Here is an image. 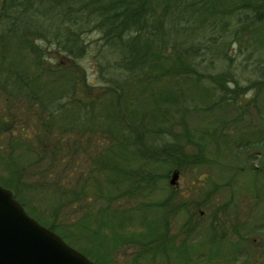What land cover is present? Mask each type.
I'll list each match as a JSON object with an SVG mask.
<instances>
[{
  "label": "rangeland",
  "instance_id": "rangeland-1",
  "mask_svg": "<svg viewBox=\"0 0 264 264\" xmlns=\"http://www.w3.org/2000/svg\"><path fill=\"white\" fill-rule=\"evenodd\" d=\"M235 28V20H230L225 35L218 42H212L200 51L206 57L199 70L204 80H207L208 72L216 73L225 69L230 70L242 86L249 79L258 77L259 73L251 72L249 66L255 61L264 63V38L258 43V35L253 33V29H258L260 36L264 35V22H254L246 32L241 28L236 31ZM250 34L257 40L249 37ZM86 39L89 40L88 51L76 60V64L53 47L46 50V62L53 59L61 61L66 65L67 72L77 78V101L72 97L70 102L67 101L63 108L55 113L54 118L50 117L47 110H41L38 105H31L15 94L7 97L8 91L0 87V116L3 114L4 119H14L12 130H0V183L4 184L2 181H6L15 192L16 198L24 203L25 210L43 222H50V214L53 215V210L56 209V218L62 223L61 226L72 227L71 229L78 233V238L72 240L77 249L80 246L92 256L102 254L104 259L106 257L105 264H130L128 258L141 252L137 250L136 245L151 238L156 230L161 231L164 226L160 227V211L154 206L123 213V219L120 217L119 221L115 216L108 219L102 214L105 200L97 195V187L91 182V168L97 165L96 160L101 156H108L111 151L119 154L121 152L123 158L119 159L120 163L126 161L125 158L129 154L128 150L114 144V140L121 137L124 129L118 128L113 111L103 103L104 101L99 105L91 104L95 96L103 98L105 92H102L108 75L106 71V75L102 74V67L98 63L102 60L99 52L102 45L98 33L89 32ZM209 58H212V62L206 65L205 62ZM21 63H26L25 59ZM2 78L0 74V80ZM116 78L123 81L120 76ZM39 79V96L47 95L50 98L62 94L63 96L56 100L66 99L70 85L66 76L58 75V78L53 77L52 80L45 81V76L41 75ZM159 93V109L153 110L148 117L152 118L148 121V127L153 131L158 126L166 127L175 122L178 125L173 128L180 130L178 122L183 119V123L185 122L193 133L194 141L203 144L204 161L179 171L176 179L184 197L193 202L195 198L202 199L205 193L214 195L213 201L210 200L205 206L194 210L198 213V218H195L194 223L197 221V224L193 228L192 236L187 239L185 254L190 258L188 263L264 264V139L259 140L264 136V81L253 92L245 91L237 97L240 105L238 109L229 107L222 101L216 102L211 109L203 110L204 105L213 104L219 95L217 90L209 86L207 90H202L199 84L195 87L179 77L165 88H161ZM107 95L108 93L105 97ZM49 98L47 97L48 100ZM146 106L148 102L145 96L128 92L121 96L118 105L119 111L126 116L135 114ZM164 107L168 111L161 112ZM92 113L95 115L94 123L89 121ZM45 120L50 121L52 126V134L48 139L39 131V123ZM38 132L40 136L36 137ZM152 133L147 138L149 141L162 142L163 138L167 137L158 136L157 131ZM19 135L33 145L32 147L39 139L47 141V145L55 153L48 147L49 158L41 157L43 154L37 151L39 148H25L21 144L23 142L11 143V140L19 139ZM53 154L55 162L51 161ZM7 161L21 167L18 180L11 179L14 174H10L4 165ZM122 164L124 166L126 162ZM158 171L162 169L158 168ZM170 173L171 170L167 177L156 180V187L151 190L146 200L155 202L167 196L172 189L168 183ZM44 182L51 188L41 187ZM118 182L115 188L108 183L111 187L110 193L118 188L124 189L122 180ZM99 184H103L101 191L106 194L105 180L102 179ZM59 186L62 190L66 187L67 192L60 193L57 190ZM180 196L181 194L178 197ZM127 204H134V201L119 198L113 202L114 206ZM215 205H222L224 208L219 206L218 217L213 219ZM143 214L145 220L144 216H141ZM88 216L93 219H107V223L110 222L112 239H103L99 235L93 237L83 230L81 227L86 224ZM183 218L184 214L179 213L178 224ZM218 220L222 223L216 228V232H213L210 224ZM73 221H80L78 228L76 224H72ZM100 224L102 223L91 222L98 232L102 231L104 225ZM176 228L174 224L170 229L171 233H174ZM59 230L64 229L60 227ZM222 231L225 232V238L220 242ZM128 241L131 243L127 244ZM164 243V260L159 261L157 252L155 256H150L151 253L147 251V254L139 256V264H183L175 260L177 252L173 251L174 246L181 244L180 238Z\"/></svg>",
  "mask_w": 264,
  "mask_h": 264
},
{
  "label": "trees",
  "instance_id": "trees-1",
  "mask_svg": "<svg viewBox=\"0 0 264 264\" xmlns=\"http://www.w3.org/2000/svg\"><path fill=\"white\" fill-rule=\"evenodd\" d=\"M230 20H235L236 31L241 28L243 32L254 25V22H264V0H0V67L2 68L0 74L3 77L0 80L2 83L0 87L8 91L7 97L15 94L31 105H38L41 110H47L50 117L54 118L55 113L62 109L67 101L70 102L72 97L75 102L77 101V78L67 72L66 65L61 61L53 59L46 62V50L53 47L76 64V60L88 51L89 40L86 39L88 33L96 31L102 45L99 49L102 60L98 63L102 67V74L106 71L108 77L102 92V94L105 92L104 99L99 95L95 96L91 104L99 105L104 101L103 103L113 111V117L118 121V128L124 129L121 137L114 140V144L122 146V149L128 150L129 154L124 161L126 165L123 166L124 162H119V159L123 158L121 152L120 154L113 152L110 148L111 152L108 156H101L96 160L97 165L91 168V182L97 187V195L105 200L102 214L107 218L115 216L118 220L120 217L123 219V213L131 210L141 211L150 206L159 209L163 214L168 210L188 208L189 202L192 201L184 196L177 198L173 190H170L162 200L153 202L146 199L156 187V180L167 177L170 170L183 171L204 161L203 144L194 141L193 133L187 124L183 123V119L178 122L181 126L180 130L174 129L173 127L178 124L171 122L166 127L158 126L152 131L148 127V121L152 118L148 117L153 110L159 109L157 107L159 90L178 77L194 84L195 87L199 84L202 90H207L208 86L217 90L219 95L213 104L204 105L203 110L211 109L216 102L222 101H225L229 107L238 109L240 105L237 97L245 91L253 92L261 85L264 81V63L261 61L250 64L251 72L259 75L249 79L243 86L228 69L216 73L208 72L207 80L203 79L199 71L200 65L206 61V57L200 51L203 47L207 48L210 43L218 42L225 35ZM253 33L258 35V43L264 38V35H259L258 29L254 28ZM252 35L250 34L249 37L257 40ZM24 59L26 63L23 64L21 61ZM211 62L212 58H209L205 64ZM41 75L45 76V81L52 80L53 77L58 78V75L66 76L70 83L66 99L56 100V98L60 99L62 94L50 98L47 95L39 96L37 90L41 83L39 79ZM117 76L122 77L123 81L116 78ZM166 82L168 84H165ZM85 83L88 84L86 80ZM125 92L145 96L148 106L135 114L123 115L118 105ZM106 93L108 95L105 97ZM165 107L161 112L168 111ZM122 111L124 113V109ZM13 120L11 117L4 119L2 114L0 130H12ZM94 120L95 115L92 113L89 121L94 123ZM39 125L42 136L48 139L52 134L51 122L45 120ZM155 131L158 136L167 135V137L163 138L162 142L149 141L147 139L149 134L152 132L154 134ZM39 136L38 132L36 137ZM263 137L259 140L262 141ZM18 138L15 141L11 140V143L23 142L21 144L25 148H39L37 151L42 152L41 157L49 158L48 149L51 147L47 145V141L39 139L32 147L33 145L23 140L21 135ZM50 150L55 153L52 148ZM54 160L53 154L51 161ZM4 165L7 166L10 174H14L11 179L18 180L21 167L14 166L8 161ZM158 168L162 171H158ZM102 179L105 180L106 194L101 191L103 184H99ZM118 180H122L124 189L118 188L110 193L111 187L108 183L115 188L119 184ZM2 182L3 185L10 186L6 181ZM43 184L41 187L51 188L48 183ZM63 188L62 190L59 186L57 190L64 194L68 189ZM13 194L16 197L14 191ZM204 195L202 199H193L194 210L214 200V195L209 193ZM119 198L133 200L134 204L114 206L113 202ZM22 204L24 205L23 202ZM219 206L222 207V205L213 207V219L218 217ZM55 210L53 215L50 214V222L46 223L37 216L34 217L59 233L69 244L76 245L72 240L78 238V233H75L72 227L61 226L62 223L57 221ZM141 216L146 219L144 214ZM98 217L93 219L92 216H88L85 220L86 224H81L83 225L81 228L93 237L99 235L103 239L110 238V222L107 223V219ZM194 217L197 220L198 213H194ZM94 221L97 224L101 222L100 225L104 223L101 232L91 225ZM73 222L72 224H76L78 228L80 221ZM221 223L222 221L219 220L212 221L210 224L212 231L216 232V228ZM196 224L194 223V227ZM60 227L64 230L60 231ZM166 230L164 226V229L156 230L151 238L140 243L141 252L137 257L143 253L147 254V251L151 253L150 256H155V244L159 237H162V241L167 240ZM212 234L216 235V233ZM224 235L225 232L222 231L220 242L225 238ZM78 248L86 255H90L89 258L92 260L105 264L106 257L104 256V259L102 254L92 256L88 250H83L80 246ZM139 263V260L133 262V264Z\"/></svg>",
  "mask_w": 264,
  "mask_h": 264
},
{
  "label": "water",
  "instance_id": "water-1",
  "mask_svg": "<svg viewBox=\"0 0 264 264\" xmlns=\"http://www.w3.org/2000/svg\"><path fill=\"white\" fill-rule=\"evenodd\" d=\"M179 175L172 169L169 182ZM0 264H99L30 215L0 183Z\"/></svg>",
  "mask_w": 264,
  "mask_h": 264
},
{
  "label": "flooded vegetation",
  "instance_id": "flooded-vegetation-1",
  "mask_svg": "<svg viewBox=\"0 0 264 264\" xmlns=\"http://www.w3.org/2000/svg\"><path fill=\"white\" fill-rule=\"evenodd\" d=\"M168 183L170 184V187L172 188L171 190H173L174 195L176 197L179 196V194H181V196H184L181 187L179 186L178 182L175 180L174 183H170L169 182V177H168ZM192 202H189L188 204V208H184L181 207L179 209H175L173 210H168L165 212V214H163L162 212L158 215L160 216L159 220V224L160 227L165 226L166 227V231L168 232L166 234V241L169 240H173V239H179L181 241V244H177L176 246H174L173 251L177 252V256H175V260L182 262L183 264H189V260L190 258H188L187 254V239L192 236L191 234L193 233V228H194V222H195V217H194V209L192 207ZM179 213H183L184 214V218L182 220H180V223L178 224V220H177V216L179 215ZM177 227L176 230L174 231V233H171L170 229L172 226ZM173 231V230H172ZM160 239L157 241V243L155 244L157 246L156 252H157V257H159V261L164 260V254L166 252L165 250V246L166 244H164V241L161 240L162 237H159ZM130 244L131 242L128 241ZM137 246V250H140L139 247H141L139 244L136 245ZM178 249H180V252H178ZM186 252V254H185ZM139 254V252L136 253V255L134 256V254L128 258V262L133 263L137 260H139L141 257H137V255ZM157 261V259H155Z\"/></svg>",
  "mask_w": 264,
  "mask_h": 264
}]
</instances>
